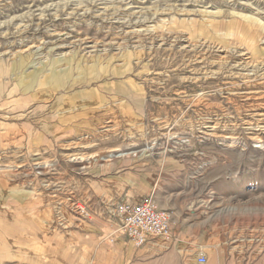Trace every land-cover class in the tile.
I'll list each match as a JSON object with an SVG mask.
<instances>
[{"label":"rangeland","instance_id":"rangeland-1","mask_svg":"<svg viewBox=\"0 0 264 264\" xmlns=\"http://www.w3.org/2000/svg\"><path fill=\"white\" fill-rule=\"evenodd\" d=\"M263 68L264 0H0V202L34 200L37 262L76 255L73 204L115 240L150 197L160 249L211 224L207 264H264Z\"/></svg>","mask_w":264,"mask_h":264},{"label":"crops","instance_id":"crops-1","mask_svg":"<svg viewBox=\"0 0 264 264\" xmlns=\"http://www.w3.org/2000/svg\"><path fill=\"white\" fill-rule=\"evenodd\" d=\"M20 202L19 200L17 205L26 208L22 210L8 208L5 201L0 202V264H200L198 258L206 256L207 243L212 236L210 224L209 228L205 225L203 244L194 237L191 241L188 239L185 245L181 240L182 235L175 234L172 245L174 249H160L155 240H150L136 249L120 236L109 243L105 239L107 235L102 233L104 229L100 224L81 218L85 221V228H77L74 231L75 235L79 236L76 237V255L72 256L64 251L53 255L51 247L44 245L42 252L45 258L43 263H39L35 257L37 242L35 202L31 199ZM212 207L213 205L210 207L211 211ZM204 220L206 224L208 221L210 223L217 221L218 218L212 217L210 212L209 216L205 215ZM60 233L64 242L68 238V232L61 229ZM186 253L188 256H185ZM206 261L204 264H207ZM233 264L240 263L236 261Z\"/></svg>","mask_w":264,"mask_h":264},{"label":"built area","instance_id":"built-area-1","mask_svg":"<svg viewBox=\"0 0 264 264\" xmlns=\"http://www.w3.org/2000/svg\"><path fill=\"white\" fill-rule=\"evenodd\" d=\"M78 215L88 218L89 215L81 205L73 204ZM115 213L120 219V237H123L134 248L138 249L148 241L158 238L165 242L171 238V230L176 227L177 220L173 213L161 209L156 201L150 197H144L137 203L120 202L114 207ZM107 241L113 242V238L107 235ZM200 264L205 263V258H198Z\"/></svg>","mask_w":264,"mask_h":264},{"label":"bare ground","instance_id":"bare-ground-1","mask_svg":"<svg viewBox=\"0 0 264 264\" xmlns=\"http://www.w3.org/2000/svg\"><path fill=\"white\" fill-rule=\"evenodd\" d=\"M95 45V44H94ZM94 45H92L91 47L92 48H94ZM202 46V45H201ZM245 54V53H244ZM247 54V53H246ZM246 57V56H245ZM247 58V57H246ZM242 59V58H241ZM244 59V58H243ZM245 60H247V59H244V61ZM243 63V62H242ZM242 65V64H241ZM244 65V64H243ZM263 71H264V68L262 69ZM262 73V72H261ZM264 73V72H263ZM256 74H258V73H256ZM255 75V74H254ZM263 76H261V77H263L264 78V74H262ZM258 76H260V74L258 75ZM257 76V77H258ZM260 79V78H259ZM260 81V80H259ZM262 82V81H261ZM260 86V85H259ZM257 87V86H256ZM255 87V88H256ZM258 88V87H257ZM254 89V88H253ZM252 92V91H251ZM255 92V91H254ZM251 94V93H250ZM250 98H251V96H250ZM253 98V97H252ZM248 99V98H247ZM256 102V101H255ZM254 102V103H255ZM263 102V101H262ZM256 104V103H255ZM254 104V105H255ZM253 105V106H254ZM254 111H255V113H254V117H255V121H256V124L258 125V124H264V104H256L255 105V109H254ZM244 123V122H243ZM264 127V126H263ZM259 131V130H258ZM262 131V130H261ZM252 135H254V134H252ZM261 134H257V135H255L254 137H253V139L256 141L257 140V142L258 141H260L261 140V136H260ZM77 156V155H76ZM99 156V155H98ZM111 157V156H110ZM95 159V156H90V157H87V160L89 161V162H93V161H95L94 160ZM99 159H101V160H105V157H101V158H99ZM81 160V159H80ZM106 161H107V158H106ZM79 162V161H78ZM80 162H82V161H80ZM79 162V163H80ZM36 164V163H35ZM39 164V163H38ZM87 164V163H86ZM40 166V165H39ZM42 166V165H41ZM44 166V165H43ZM47 166V165H46ZM44 168V167H43ZM48 168V167H47ZM46 169V168H45ZM44 170V169H43ZM47 170V169H46ZM46 172V171H45ZM43 174V173H42ZM45 174V173H44ZM39 175V174H38ZM45 177V176H44ZM162 207H165L164 205H162ZM175 219L177 220V218L175 217Z\"/></svg>","mask_w":264,"mask_h":264}]
</instances>
